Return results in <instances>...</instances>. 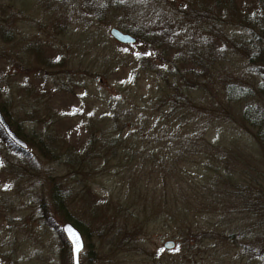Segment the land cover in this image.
I'll use <instances>...</instances> for the list:
<instances>
[{
    "label": "rangeland",
    "instance_id": "1",
    "mask_svg": "<svg viewBox=\"0 0 264 264\" xmlns=\"http://www.w3.org/2000/svg\"><path fill=\"white\" fill-rule=\"evenodd\" d=\"M84 1L0 0V106L33 143L0 134V264H71V221L87 231L80 264H264L249 250L264 249V210L238 197L264 200L258 129L241 120L264 110V37L247 24L264 0H234L226 20L213 0H95L97 14ZM113 28L168 37L130 47ZM114 149L134 163L105 165Z\"/></svg>",
    "mask_w": 264,
    "mask_h": 264
},
{
    "label": "trees",
    "instance_id": "2",
    "mask_svg": "<svg viewBox=\"0 0 264 264\" xmlns=\"http://www.w3.org/2000/svg\"><path fill=\"white\" fill-rule=\"evenodd\" d=\"M213 4L216 8L218 18L221 17V19H224V20L231 18V14H232L231 11L234 9V0H213ZM262 4H263V0L259 1V5L262 6ZM83 9L86 12H89L91 14H93V13L97 14L100 12L99 6L95 2V0L84 1ZM206 13H207V11H206ZM209 13L213 15V16L210 15V17L214 20V18H215L214 13H212L211 11H209ZM198 16H203V15L199 14ZM247 24L249 26L253 25L257 29V31H259L261 33V34L257 33V34L252 35V41L260 43L262 41V37H264V15H263V11H258L255 15H253L252 17L247 19ZM121 31L123 33L130 35L132 38H134L136 43L138 42L137 41L138 39H140V40L144 39L147 43H149V45H154V44H156V42L158 40H162L165 36H167V30H162V29L155 31L152 34H149V32L146 30H144L143 33H140V31H137L136 29H121ZM162 36H164V37L160 38ZM263 45H264V41H263ZM130 47H134V45L130 46ZM183 53L184 52H180V51L178 52V55L175 58V62L172 63L173 67H171V69L174 70L173 71L174 74L176 71V74L180 75L178 77H180L182 84L186 80V78H185L186 75L184 73H182L180 70H182L184 68H176L177 67L176 65H177V63H180L182 65H183V63H186V64L190 63L189 62L190 60L187 59L185 57L186 55ZM192 59H193V57H192ZM250 61H252V59ZM196 63L200 64V66H202L201 68L203 69V65H205L204 64L205 60L202 58V59H199ZM254 63H259L261 65H264V51L263 50H262V52H259L256 54V58H254ZM172 64H171V66H172ZM259 68H261V69H259L257 71L258 72L257 77L260 78V80L262 82H261V85L258 87V91H259L260 95H262L264 97V67H259ZM184 86H185V84H184ZM233 89H235V88L232 86L227 87L226 94L228 95V97L232 96V95L234 96L238 92H243V91H239V90L235 91ZM183 94H184L183 90L182 91L177 90V95L175 98H178L179 96H181ZM0 112L4 116L5 121L11 127V129L15 133V135L18 138H20L22 141H24V142L26 141L28 143V145H33V143H30L28 140H25V138H23L22 134L19 132V130L17 128L13 127L12 123L5 116V112L1 106H0ZM241 120L244 123L249 124L250 127L254 128V129L255 128L258 129L257 130V140L259 142V145L261 146L262 156L264 158V110H262L256 106H246L245 109L242 111ZM153 129L156 131V129H157L156 125H154ZM0 134L11 145V147L16 148L12 143L9 142V140L6 138V136L4 135L1 128H0ZM165 134H167V133L164 132L163 135H159L157 138L162 139L163 137H165L164 136ZM131 158L132 157H130V158H128V156L126 157V155H124L123 153L121 154V156L117 155L116 149H114V150H112L111 159L110 160L106 159L103 162L105 163V165L109 161H116L117 165H119V166L121 164H124V163H126L128 165H132V163H134V159H131ZM238 190H240L238 192V197H240V200H241L242 204L244 205V211L246 213L248 212L251 216H253V215H255V212H257V214H258L259 211L262 212L264 210V200L261 199L260 194H259V190L251 192V191L247 190V187H246V189H244V191L241 187ZM250 196H252V198ZM70 223H72V225L81 233L82 237L86 236L87 231L85 230V226H83L79 223H76V222H72V221ZM175 230L179 233V235L181 237H186L187 243H189L191 241L187 235L189 233V231L191 232L190 228L189 229H187L186 227L184 228V226H182V223H181V224L176 225ZM181 231H182V233H181ZM247 232H250V231L242 232V233H240V235L247 236L246 235ZM58 234H59L61 242L63 244L64 251H69V245H68L67 241L65 240L64 236L62 235V232L58 231ZM233 236L234 235H230V239ZM179 242H180V245L185 243V242H182L181 239H179ZM247 248L249 249V246ZM249 250H250V252L252 251L253 254L255 253L256 258L262 259V261L264 263V249H261V250L259 249V250L255 251V249L250 248Z\"/></svg>",
    "mask_w": 264,
    "mask_h": 264
},
{
    "label": "water",
    "instance_id": "3",
    "mask_svg": "<svg viewBox=\"0 0 264 264\" xmlns=\"http://www.w3.org/2000/svg\"><path fill=\"white\" fill-rule=\"evenodd\" d=\"M110 37L120 45H133L135 44V39L131 36L120 32L119 30L113 28L109 31ZM0 128L4 132L5 136L19 149L22 151L28 150V145L19 139L13 131L10 129V126L6 123L2 113L0 112ZM61 232L69 244L70 247V257L71 264H80V255L84 250V240L81 233L70 223H66L62 226ZM164 249L170 250L174 248L172 242H167L164 244Z\"/></svg>",
    "mask_w": 264,
    "mask_h": 264
}]
</instances>
